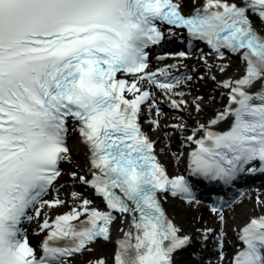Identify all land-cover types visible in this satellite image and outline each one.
<instances>
[{"label": "bare ground", "instance_id": "6f19581e", "mask_svg": "<svg viewBox=\"0 0 264 264\" xmlns=\"http://www.w3.org/2000/svg\"><path fill=\"white\" fill-rule=\"evenodd\" d=\"M175 1L185 12H189L201 8L208 0ZM171 54H173L174 59H168L166 62L150 67L149 75L156 77V82H153L151 77H131V89L128 93L134 95L143 89L151 92L152 98L143 114V125L146 133L156 141L164 166L174 174H178L182 167L181 156H183V151L187 147L176 146L173 140L177 138L182 140L187 133H183L180 127L178 128L179 132L171 133L170 125H183L191 122L192 125L195 122L203 124L204 121L202 119L205 116H201V111L205 109L204 111L208 115L213 114L212 112L214 111V107L207 106L211 104V102L207 103V97L208 99H214L216 97L215 91H220L218 85L228 80L229 77L223 71L225 64L215 60L212 55L193 54L191 57L183 50H178ZM173 73L182 78L180 85L176 89H171L163 81L165 77L171 76ZM203 74H208L210 78L206 79V81L202 80L204 85H201L198 79L201 78L199 75L202 76ZM195 81L198 84H195ZM192 104L196 105L199 110L193 109L191 107ZM154 105L161 109L162 114L155 115L154 111L149 113V107L152 108ZM70 138L71 149L69 154L66 155V170L58 179L56 186L60 189L52 194L50 198H47L39 208L41 218L35 219L28 226V237L33 252L36 249V245L47 232L46 224H49L55 216L70 211L74 215H86L98 204L93 192L89 191L87 185L84 184L86 180L91 179L92 168L87 155V146L77 134L76 127H72ZM246 197L251 198L253 204L259 206L261 199L258 194L251 193ZM54 202H58V204L54 205ZM165 205L171 216L176 219L179 217L178 214L188 212L185 205L175 199H170L165 202ZM194 207L197 210V217L208 220V222V218L212 219V224L206 228L200 226L201 228L197 227L194 231L186 234L189 236L194 250L198 251V248H215V253H210V256L206 257L207 264H226L228 259L224 254H227V251H230L235 246L230 245L226 241L227 235H230V239L233 242L237 228L256 216L255 208L248 206L243 198L235 200L218 213L203 205L194 204ZM135 223V216L131 214L123 215L118 228H115L116 241L120 243L125 240L137 245L135 240L138 239V230L132 229ZM207 229H210V233L216 235L217 244H212L208 241L206 236L210 235V233L206 231ZM177 264L189 263L183 258H178Z\"/></svg>", "mask_w": 264, "mask_h": 264}, {"label": "rangeland", "instance_id": "374dc122", "mask_svg": "<svg viewBox=\"0 0 264 264\" xmlns=\"http://www.w3.org/2000/svg\"><path fill=\"white\" fill-rule=\"evenodd\" d=\"M221 62L225 64L223 71L227 75H235L237 73L238 69L240 68V64L237 63V65H234L236 62L234 60H225V61H221ZM199 77H201L200 79H198L201 82L200 83L201 85H204V84H202V80L206 81V79L210 78V76L208 74H203L202 76L199 75ZM195 84H198V83L195 81ZM218 89H219V85H218ZM215 94H216L215 95L216 97L214 99H208V97H207V103L211 102V104H209L207 106L214 107V111L212 112L213 114L215 112H217V110L221 109L226 104L225 103L226 100H225V98H223V94L221 93V91H215ZM191 107H193V109H195V110H199L196 107V105H194V104H192ZM204 110L201 111V116H203V117L205 116V118L202 119V121H204L206 123L213 116V114L208 115V113ZM191 123L190 124L186 123V124L180 125L182 127V129L185 127V129L187 131L183 130V133H187V134L183 136L182 140H180L179 138L173 140V143H175L176 146H182L183 147V146L187 145L189 142V140H187V139H188V137H190V134L191 135L193 134V136H195V135L197 136V134L193 130L195 129V127L197 128L198 123L196 124V122H195L194 125H192ZM175 125H177V124H175ZM175 132H179V131L176 130V128H171V133H175ZM85 182H84V184H85ZM258 196L261 199L259 206L254 205L251 198L243 197L244 201L247 203L248 206L255 208L256 215L260 214V213H264V193L258 194ZM185 207L187 208L188 212H185L184 214H178L179 217L177 219L178 223L180 224V226L182 227L184 232H192L197 227L206 228L207 226L212 224L211 218H208L209 219V222H208V220H204L203 218L197 217L198 216V215H196L197 210L194 206L186 205ZM118 226L119 225H117L116 227L118 228ZM207 239L212 244L217 243L216 235L213 233H211L207 237ZM206 245L210 246L209 244H206ZM236 250H237L236 248H233L230 251H227V254H224V256H227V259H228L226 264H230L229 260L231 258V254L234 253ZM215 251H216L215 248H213V249L198 248L199 253H202V252L207 253L208 256H210L209 255L210 253L214 254ZM112 252H113L112 246L103 245V247H97L95 249L87 251L83 256L75 258L72 262H70V261L64 262L63 264H80L81 262H83L82 264H95V263L98 264L100 258H104L106 260L105 264H110ZM179 258H183L189 264H207V262H206L207 258L206 259L195 258L190 253L181 254V255H179Z\"/></svg>", "mask_w": 264, "mask_h": 264}]
</instances>
